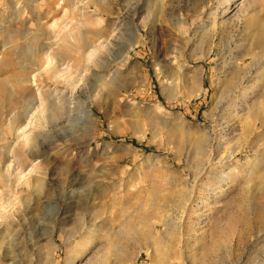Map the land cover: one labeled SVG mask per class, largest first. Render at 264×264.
<instances>
[{
    "label": "rangeland",
    "instance_id": "374dc122",
    "mask_svg": "<svg viewBox=\"0 0 264 264\" xmlns=\"http://www.w3.org/2000/svg\"><path fill=\"white\" fill-rule=\"evenodd\" d=\"M0 264H264V0H0Z\"/></svg>",
    "mask_w": 264,
    "mask_h": 264
},
{
    "label": "bare ground",
    "instance_id": "6f19581e",
    "mask_svg": "<svg viewBox=\"0 0 264 264\" xmlns=\"http://www.w3.org/2000/svg\"><path fill=\"white\" fill-rule=\"evenodd\" d=\"M93 55H94V52L92 51V52H90V53L86 56V63H87V64H90L89 62H92L91 60L93 59V58H92ZM50 63H51V59L49 58V56H46V67H49ZM85 67H86V66H85ZM45 73H46V72H45ZM49 73H50V72H49ZM47 75H48V73H47ZM65 75H66V73H65ZM49 78H50V77H49ZM51 78L54 79L55 82H58L59 80L62 81V79H63V80H65L66 85H71V81H70L71 79L68 80V79L65 78V76H64V71H55L54 73H52ZM77 86H78V85H77ZM72 88H73V87H72ZM72 88H71V89H72ZM74 90H75V88H74ZM247 92H248L247 89L244 88L243 91H242V93H241L242 98H245V97H246ZM55 93L57 94V96H59V93H60V92L55 91ZM60 95H61V93H60ZM41 105H42V102H40V105H39V107L37 108V110L40 108ZM32 116L34 117V115H32ZM220 182H222V180H221Z\"/></svg>",
    "mask_w": 264,
    "mask_h": 264
}]
</instances>
